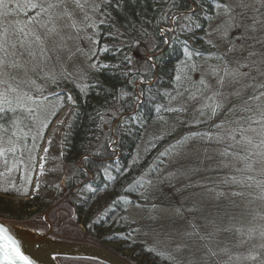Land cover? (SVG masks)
Returning a JSON list of instances; mask_svg holds the SVG:
<instances>
[{"label":"trees","instance_id":"16d2710c","mask_svg":"<svg viewBox=\"0 0 264 264\" xmlns=\"http://www.w3.org/2000/svg\"><path fill=\"white\" fill-rule=\"evenodd\" d=\"M224 2L226 0L105 2L100 9L102 20L95 31L96 49L88 75L77 80L67 71H60L51 84L52 95L60 100V105L49 126L66 105L72 110L62 136L66 182L62 189L41 186L44 194L26 202L12 201L15 197H30L42 143L35 151L27 186L17 152L6 151L0 156V218L25 223L36 214H51L54 212L50 199L53 194L54 198H65L60 207L66 208L83 229V237L75 241L105 248L130 264H173L134 241L137 226L128 216L133 205L149 209L158 199L160 195L148 196L147 189L140 187L139 182L147 175L154 181L163 177L169 160L170 169L190 168L191 185L201 184L209 191L207 194L214 193L218 198L205 203L202 212L205 221L218 222L221 229L217 231L220 238L212 229L207 230L209 239L212 236L219 240L209 243L211 250L217 253L211 256L217 258V264L228 261L229 256L232 257L229 264H264V247H261L264 245V236H261L264 232V173L259 171V166L255 172H237L236 167L241 165L231 155H221L233 142L226 136L222 143L215 139L217 133L224 135L216 125L223 123L227 130L235 124L225 121L250 115L239 109L254 91L245 85L253 82L246 78L240 84L226 86L223 91L228 98L215 116L207 109L201 115V102L189 99L201 77L216 86V77L210 75V71L211 66L223 63L217 59L220 54L243 62L249 52H253L255 55L248 62L255 61L259 70L264 71V28L256 26L260 29L259 35L252 29L246 32L243 29V32L232 28L225 32L226 25L217 15L220 9L216 8L217 3ZM162 12L168 17L177 14L175 31H168L174 25L170 19L162 18ZM180 14L191 20L179 18ZM189 23V29H181L182 24ZM242 35L247 38L242 40ZM233 46L234 50L229 52ZM189 53H192L191 58ZM185 63L195 68H184L185 77L191 79L182 80L178 86L175 76ZM231 67H235L234 63ZM257 67L251 69L250 76L257 78L255 83H264V75L259 74ZM241 71L249 72V69ZM236 91H240L241 96L232 95ZM255 91L258 94L264 89ZM177 92L183 96H177ZM66 95L70 96L69 102L65 101ZM170 107L184 110L167 111ZM209 133L212 139L208 138ZM25 144L28 155L30 145ZM230 151H239V148ZM247 175L254 177L251 187L247 186L248 182H231L233 176L243 180ZM258 181L260 186H257ZM241 192L243 195H235ZM212 211L216 215H212ZM222 249L227 250V255L219 260L225 254ZM65 260L101 264L67 258L60 259V263Z\"/></svg>","mask_w":264,"mask_h":264},{"label":"rangeland","instance_id":"374dc122","mask_svg":"<svg viewBox=\"0 0 264 264\" xmlns=\"http://www.w3.org/2000/svg\"><path fill=\"white\" fill-rule=\"evenodd\" d=\"M105 2L106 0H87L83 10L69 3L67 11L72 12L71 16L62 15L65 10L60 8H53L45 13L41 8L32 7L33 4H43L47 8L48 4L55 3V0H9L10 14L6 18L2 15L3 9L0 8V30L9 22L20 27L25 24L31 27L32 18L35 17L42 18L47 23V29L54 28L59 33L58 35L50 33L45 43L51 58L41 61L37 57L33 63H38L39 67L35 71L29 70L27 76L24 77L27 82L22 87L27 93V97H31V99L25 97L24 104L33 110L32 114L29 115L25 109L18 108L17 115L21 118L22 123L11 127L7 134L0 133L3 136L0 148L14 149L13 152H17L23 163L21 171H23L25 186L31 180V166L35 151L39 143H42L32 179L31 195L30 197L13 198L12 201L16 203L26 202L36 195L44 194L41 186H47L49 189L52 187L62 189L66 182L67 174L62 166V136L64 128L72 117V110L70 106L66 105L49 126L50 119L60 105V100L54 98V94L52 95L54 87L51 84L60 71H67L77 80L88 75L93 66L91 57L94 56L96 49L95 31L98 23L102 20L100 9ZM250 2L253 8L257 6L256 0H250ZM81 3H84V0H81ZM257 8L264 12V7L260 3ZM219 12L223 13V9H220ZM249 15H252L251 9H249ZM218 16L224 20L222 15ZM246 24H251V20H246ZM47 29L42 30L41 34ZM241 30L244 32L243 28H240ZM254 31L258 35L260 34L259 28L255 27ZM31 67L30 64L29 69ZM5 87L6 85L0 84V92H3ZM69 100H71L70 96L66 95L65 101L69 102ZM64 111L65 114L61 117L60 122L56 123ZM51 129H53V133L47 141ZM25 143L30 145L28 155L25 152ZM43 152L44 156H42ZM167 164H170L169 160ZM168 165H165L167 168L163 172V177L156 178L154 181L147 175L139 182L140 187L147 189L148 192L145 193L148 196H153L152 194L156 198L160 196L152 202L149 209L136 205L129 209L128 216L137 226L134 241L150 248L155 254L173 264H217V258L211 257L209 253V249H213L209 243L211 240L214 243L219 240L212 236L209 239L207 230L212 229L213 233H217L221 229L218 222L205 221L202 212L206 208L205 203L218 198L214 193L207 194L209 191L203 189L201 184L191 185L193 182L189 181L191 178L190 168L170 169ZM50 199L54 212L49 214L48 221L55 226L53 227L55 230L58 227L54 233L55 236L69 241L82 238L83 229L77 225L76 218H73L69 211H65L63 214L66 220L61 225L60 222L64 219L59 220L56 216V212L61 208L60 205L65 198H54V195L51 194ZM211 213L216 215L213 211ZM44 215L45 213L36 214L23 224L41 231H48L49 225L48 221L44 220ZM213 217L217 218L218 216ZM186 220L188 222H185ZM190 220H192L191 223ZM218 235L220 238L221 234ZM235 253L231 252V254ZM226 255L225 252L219 257V260ZM61 264L78 263H75V260H65Z\"/></svg>","mask_w":264,"mask_h":264},{"label":"snow or ice","instance_id":"6c2138e0","mask_svg":"<svg viewBox=\"0 0 264 264\" xmlns=\"http://www.w3.org/2000/svg\"><path fill=\"white\" fill-rule=\"evenodd\" d=\"M256 2L264 7V0H256ZM69 3L83 10L87 0H84V3H81V0H55V3H49L47 8L43 4H33L32 7L41 8L45 13L50 9L60 8L65 10L62 15L71 16L72 12L67 11ZM0 8L3 9L2 15L6 18L10 14L9 0H0ZM216 8L218 10L223 9V13L218 11L217 15L224 17L222 23L226 25L225 32L232 28H243L245 32L249 29L255 30L257 24L264 28V19H262L264 12H261L259 8H253L250 0H226L224 3H217ZM249 9H251L252 15H249ZM161 15L164 19H170L174 25L168 31H175V23L178 19L177 14L173 13L171 17H168L166 13L162 12ZM179 18L191 20L190 17L184 14H180ZM245 20H251V24L244 23ZM190 27L191 23L181 25L182 30L189 29ZM45 29H47V23L42 18L37 19L34 17L32 18L31 27L28 24L20 27L9 22L0 30V84L6 85L4 91L0 92V122H2L0 123V130L4 134H7L9 127H15L19 123H22L21 118L17 115L18 108L25 109L29 115L32 114L33 110L24 104V99L27 97V93L22 87L27 82L24 77L27 76L29 70L35 71L39 67L38 63H33L37 60V57L41 61L51 58L48 55L45 43L50 33L59 34L54 28L47 29V31H43V34H41L42 30ZM246 38L245 35L241 36L242 40ZM256 42L260 43L261 41L257 40ZM233 50L234 46L228 49L229 52ZM191 55L192 53H189V58H191ZM196 55H199V53H196ZM253 55L255 53L249 52L248 58H245L243 62L236 58L229 59L226 57V54L218 55L217 59L223 63L211 66L210 71V75L216 77V86L214 87L201 77L198 82L199 86L195 92L190 93L189 99L201 102V115H204V110L207 109L211 116H215L218 110H222L223 102L228 98V94L223 91L226 86L240 84L246 78L250 79L253 83L247 84L245 87L253 88V94L244 101V105L239 109V111L249 113L250 115L240 116L239 119L234 121H225L224 123L235 124V127H230L227 130L223 128V123L216 125L217 128L224 132V135L217 133L215 139L217 143H222L226 136L227 139L233 142L224 149L221 155H231L236 163L241 165V167H236L235 170L237 172H255L257 171V166H259V171L264 173V101H261V97H264V91H259L258 94L255 91L264 89V83H255L257 78L250 76L251 69L257 67L255 61L252 63L248 62V59ZM233 63L235 67H231ZM30 64L32 65L31 69H29ZM184 68L191 70L195 68V65L185 63L178 70V74L175 76L178 86L181 85L182 80L191 79L190 76L185 77ZM243 68H248L249 72H242L241 69ZM257 71L260 75H264V71H260L258 67ZM21 73H23V76H21ZM232 95L239 97L241 93L240 91H236ZM177 96H183V93L177 92ZM27 98L31 99V97ZM172 98L175 99L176 97ZM249 101H253L254 103H249ZM166 110L175 112L184 109L170 107ZM229 111H235V109H229ZM248 133H253L254 135H249ZM207 136L209 139L213 138L211 133L207 134ZM237 136H239V139ZM2 143L3 136L0 135V144ZM235 148H239V151H230V149ZM13 150L0 148V156L4 155L6 151ZM253 180L254 177L252 175L245 176L243 180H237L233 176L231 182L239 184L248 182L247 186L251 187ZM260 183L258 181L257 186H260ZM235 195H243V193H235ZM261 236H264V232H261ZM244 242L241 241V243ZM261 247H264V245H261ZM221 251L227 252L226 249H222ZM209 253L211 256L217 255L211 249H209ZM231 259L232 257L229 256L228 261H224L222 264H229ZM252 259H255V257H252ZM0 264H34V261L21 250L18 241L9 234L8 228L3 225H0Z\"/></svg>","mask_w":264,"mask_h":264},{"label":"water","instance_id":"95a60500","mask_svg":"<svg viewBox=\"0 0 264 264\" xmlns=\"http://www.w3.org/2000/svg\"><path fill=\"white\" fill-rule=\"evenodd\" d=\"M48 218L49 213L45 214L44 220L48 221ZM65 220H62L60 225ZM0 225L8 228L9 234L18 241L21 250L34 261V264H60L59 260L65 258L89 260L101 264H130L105 248L53 236L50 221H48V231H41L3 218H0Z\"/></svg>","mask_w":264,"mask_h":264},{"label":"flooded vegetation","instance_id":"af4514ba","mask_svg":"<svg viewBox=\"0 0 264 264\" xmlns=\"http://www.w3.org/2000/svg\"><path fill=\"white\" fill-rule=\"evenodd\" d=\"M65 211H67V209L66 208H64V207H62V208H60L59 210H57V212H56V216H57V218L59 219V220H61V219H64V216H63V214H65ZM61 217V218H60ZM53 227H55V226H53ZM54 229V228H53ZM55 230V229H54ZM53 230V231H54Z\"/></svg>","mask_w":264,"mask_h":264},{"label":"bare ground","instance_id":"6f19581e","mask_svg":"<svg viewBox=\"0 0 264 264\" xmlns=\"http://www.w3.org/2000/svg\"><path fill=\"white\" fill-rule=\"evenodd\" d=\"M64 114H65V111L63 112V114H62L61 116H59V118L57 119L56 123L60 122L61 117H63ZM52 133H53V129H51L50 134H49V136L47 137V141L49 140L50 135H51ZM42 156H44V152L42 153Z\"/></svg>","mask_w":264,"mask_h":264}]
</instances>
